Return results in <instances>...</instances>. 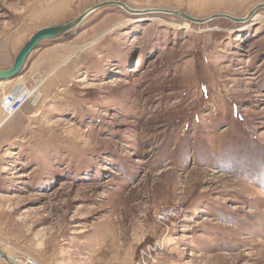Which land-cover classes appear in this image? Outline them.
Wrapping results in <instances>:
<instances>
[{
  "label": "rangeland",
  "instance_id": "1",
  "mask_svg": "<svg viewBox=\"0 0 264 264\" xmlns=\"http://www.w3.org/2000/svg\"><path fill=\"white\" fill-rule=\"evenodd\" d=\"M102 1L0 0V69ZM120 1L0 81V258L264 264V0Z\"/></svg>",
  "mask_w": 264,
  "mask_h": 264
},
{
  "label": "water",
  "instance_id": "2",
  "mask_svg": "<svg viewBox=\"0 0 264 264\" xmlns=\"http://www.w3.org/2000/svg\"><path fill=\"white\" fill-rule=\"evenodd\" d=\"M110 5H119L131 13L144 12V11L149 10V9L148 10L133 9L130 6H128L125 2H122L120 0H105V1H102V2H99L93 5L92 7H90L89 9H87L82 14H80L79 16H77L76 18H74L73 20L69 22L42 27L39 30H37L31 36V38L24 44V46L21 48V50L19 51V53L17 54L15 58L14 65L8 69H3V70L0 69V81L5 80V79H10V78L17 76L22 70L28 56L36 48V46L41 40L46 39V38H54V37H58V36L69 33V31H71L74 27L80 24L91 13H93L94 11L100 8L110 6ZM263 7H264L263 2L258 3L249 12L247 17L252 16L258 9L263 8ZM156 10H162L168 13L178 14L190 21H195V22H206L215 17H227V18H231L232 20H239L237 17L229 15V14H215L208 18L200 19V18L194 17L186 12L179 11V10H171V9H156ZM1 257L11 260V258L3 252H1Z\"/></svg>",
  "mask_w": 264,
  "mask_h": 264
},
{
  "label": "built area",
  "instance_id": "3",
  "mask_svg": "<svg viewBox=\"0 0 264 264\" xmlns=\"http://www.w3.org/2000/svg\"><path fill=\"white\" fill-rule=\"evenodd\" d=\"M16 92L17 89L15 88L5 93L0 103V111L5 113L9 117L20 111L23 105L30 98V96L26 94H22V93L16 94ZM178 212L179 210L176 207L163 206L158 210L157 216L160 220L166 221L171 217L176 216ZM14 262L17 264H38L37 261L33 258H27L24 262L15 259Z\"/></svg>",
  "mask_w": 264,
  "mask_h": 264
},
{
  "label": "crops",
  "instance_id": "4",
  "mask_svg": "<svg viewBox=\"0 0 264 264\" xmlns=\"http://www.w3.org/2000/svg\"><path fill=\"white\" fill-rule=\"evenodd\" d=\"M0 264H17V263H14L11 260L5 258H0Z\"/></svg>",
  "mask_w": 264,
  "mask_h": 264
},
{
  "label": "bare ground",
  "instance_id": "5",
  "mask_svg": "<svg viewBox=\"0 0 264 264\" xmlns=\"http://www.w3.org/2000/svg\"><path fill=\"white\" fill-rule=\"evenodd\" d=\"M4 81H6V80H4ZM21 93H22V94H26V95H28V93H26V92H21ZM37 98H38V97H37ZM36 100H37V99H36ZM9 257L11 258V261H12V262H14V261H15V259H14V258H12V257H11V255H10ZM14 263H15V262H14Z\"/></svg>",
  "mask_w": 264,
  "mask_h": 264
}]
</instances>
